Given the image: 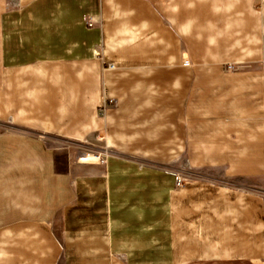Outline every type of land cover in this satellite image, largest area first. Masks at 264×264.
<instances>
[{"label": "crops", "instance_id": "0c3cea01", "mask_svg": "<svg viewBox=\"0 0 264 264\" xmlns=\"http://www.w3.org/2000/svg\"><path fill=\"white\" fill-rule=\"evenodd\" d=\"M16 1L0 15V264H264V197L236 184L264 176V74L177 62L155 0ZM259 24L264 42V0ZM102 134L116 152L81 159L72 141ZM176 148L226 183L181 181L156 157Z\"/></svg>", "mask_w": 264, "mask_h": 264}, {"label": "rangeland", "instance_id": "374dc122", "mask_svg": "<svg viewBox=\"0 0 264 264\" xmlns=\"http://www.w3.org/2000/svg\"><path fill=\"white\" fill-rule=\"evenodd\" d=\"M16 2L0 0V15L6 9L18 6ZM261 4L262 0H170V4L166 5L165 2L164 5L163 0H155V10L171 28L170 55H176L177 62L193 64L219 61L226 71L245 70L264 74V42L259 24ZM189 71L190 68L184 71V81H189ZM185 88L186 85L176 90L172 88V94L184 95ZM109 105L114 107V104ZM8 124L0 122V129L6 128L4 125ZM72 143L81 159L88 154L116 152L112 144L109 146L105 134L95 137L93 141L85 139ZM162 151L168 155L159 152L156 157H170L167 166L180 174L181 181L212 179L221 184L226 183L223 178L225 167L193 166L189 162V151L185 149ZM250 177L236 181V184L264 197V176Z\"/></svg>", "mask_w": 264, "mask_h": 264}, {"label": "bare ground", "instance_id": "6f19581e", "mask_svg": "<svg viewBox=\"0 0 264 264\" xmlns=\"http://www.w3.org/2000/svg\"><path fill=\"white\" fill-rule=\"evenodd\" d=\"M90 157H92V158H90ZM83 159L86 162H97L98 156H96V158H95L94 156L90 155V156L84 157Z\"/></svg>", "mask_w": 264, "mask_h": 264}, {"label": "built area", "instance_id": "2783aa9c", "mask_svg": "<svg viewBox=\"0 0 264 264\" xmlns=\"http://www.w3.org/2000/svg\"><path fill=\"white\" fill-rule=\"evenodd\" d=\"M93 23H94V21L92 20V19H88V25H89V27L90 26H92L93 25ZM98 156V161H101V155H97Z\"/></svg>", "mask_w": 264, "mask_h": 264}]
</instances>
